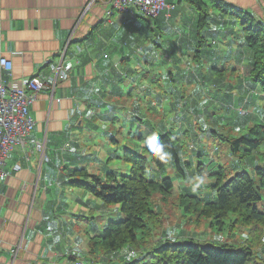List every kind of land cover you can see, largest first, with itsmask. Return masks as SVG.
Wrapping results in <instances>:
<instances>
[{"label":"crops","instance_id":"1","mask_svg":"<svg viewBox=\"0 0 264 264\" xmlns=\"http://www.w3.org/2000/svg\"><path fill=\"white\" fill-rule=\"evenodd\" d=\"M203 1L210 17L199 29V12L186 0H166L169 9L150 22L135 9L121 12L112 0H0V57L13 65L11 72L0 69V81L21 86L29 78L44 80L49 75L46 64H59L63 54L69 73L68 79L57 85L53 100L48 92L38 95L30 110L35 130L25 147L15 148L6 164L9 175L0 182V264H68L75 258L86 264L97 263L95 258L100 253L91 252L89 238L101 231L95 223L93 226V218L83 216L81 220L80 201L73 198V186L67 185L74 181H63L61 174L67 164L73 170L70 176L81 170L75 167L78 158L87 157L83 148L86 133L109 132L107 122L111 127L122 126L121 117L130 121V114L139 119L146 117L142 102L133 99V83L142 89L149 87L139 83L137 77L140 71L148 70L144 65L154 63L135 52L143 51L156 60L166 49L170 54L180 53L187 63L204 58L215 68L226 63L234 66L233 70L246 63L251 67L253 50L245 42L242 25L229 13L215 12L212 0ZM223 1L264 23V0ZM169 21L172 28L167 26ZM238 31L242 37L236 43L233 39ZM199 33L205 41L202 46L198 44ZM210 36L220 37V41L213 45V40L209 47ZM192 53H196L193 58ZM149 69L159 72L155 67ZM160 73L153 83L157 82L162 88L158 90L164 93L170 87ZM128 75L132 79L121 80ZM257 97L243 104L252 112L250 115L262 118L263 98ZM122 98L132 101L126 114L122 111L128 105ZM96 118L102 127L93 123ZM164 127L166 122L159 130L153 128L151 135L166 131ZM37 142L45 144V154L37 150ZM97 160L103 162L105 158ZM106 174L114 173L109 170ZM85 213L84 208L81 214ZM84 223L87 227L80 232ZM14 250H18L16 256ZM123 261L112 253L100 257L103 264H126Z\"/></svg>","mask_w":264,"mask_h":264},{"label":"rangeland","instance_id":"2","mask_svg":"<svg viewBox=\"0 0 264 264\" xmlns=\"http://www.w3.org/2000/svg\"><path fill=\"white\" fill-rule=\"evenodd\" d=\"M213 10L220 13L214 7ZM167 26L172 28V23L170 21L167 22ZM241 37L242 32L238 31L235 33L233 41L239 43ZM213 40L220 41V37H208L207 46L210 47ZM219 45L220 43L218 42L216 47H219ZM164 50L165 53L159 52V57L157 56L156 60L154 59L155 57L151 58L143 51L135 52V55L144 56L146 60L154 63V66L144 65L148 70L140 71L137 77L139 83L142 82V84H146L145 86L149 87L142 89L140 84L133 83L135 85V97L133 99L139 98L138 100L142 102L146 117L139 119L130 114L128 116L130 121L121 117L122 126L115 124L114 127H111L110 123L107 122V130L111 129L109 132L100 134L96 131H90L86 133L87 141L84 142L83 148L84 155L87 157L78 158L77 167H75V169H82L81 173L84 172L86 175L70 176L73 170L70 171L68 168L69 164H67L63 174H61L63 181L67 182L66 179H71L74 182L95 185L93 177L108 181L106 172L109 170L118 179L123 175H129L131 165L124 159L125 150L128 149L142 154L141 147L144 149L145 145L139 141L140 133L147 130L146 135L147 140H149L151 137L150 131L153 128L159 130V127L164 122L167 123V127H164L166 131L155 132V134L160 136L163 133H174L179 137L182 144V157L185 159L186 165L188 163L186 167L191 165L190 173L188 172L189 178H191L190 187L195 191V198L199 200H203L208 194L215 193L211 188V184L215 182L216 178L210 177V174L213 171H218L221 166H223L228 175L224 183L231 177L245 171L252 174L256 168H264V155L257 156L255 161L232 155L233 143L225 141L226 139L224 140L221 137L239 138L244 135L245 131L241 128L246 124L248 118L246 116H249L252 112L243 103H252V100H257L258 98L256 93L259 91L256 89L254 90L257 92L253 91L254 85L249 78L250 68L248 63L245 65L246 68L241 66L235 70H233L234 66L227 63L222 64V67L215 68L209 60L204 58L195 59V61L187 63L180 53L170 54L166 49ZM194 55L196 53H192L191 57L193 58ZM168 57H171L173 61ZM213 57L215 58L216 56L213 55ZM150 67L159 69L160 74L164 75L167 80L166 83L171 90H167L164 93L161 92L162 88L157 87V82L153 83L154 80L159 78V72L150 70ZM133 73L131 72V75ZM237 75L240 76L239 80H237ZM120 78L122 81L132 79L130 75ZM174 82L175 85L172 86ZM151 91H155L156 95ZM260 95L263 98L261 93ZM123 99L125 98L121 100ZM112 103L118 107L120 105L118 102ZM123 103L128 105V108L122 111V113L126 114L131 108L132 101L127 99L123 100ZM260 104L264 106V99ZM241 112L245 115H240ZM118 114L116 113V115ZM261 117L264 121V116L261 115ZM243 119H245V123L242 124L241 120ZM249 121L251 123L253 119ZM93 123H97V127H102L99 118H96ZM261 152L264 153V146ZM98 157L101 159L105 158V161H98ZM109 157L111 158L110 160ZM164 159L169 160L165 156ZM167 161L162 171V178H175L176 193H174L167 204L156 196L155 208L161 210V221L164 226L161 230H158L157 239L155 238L154 241L156 242L157 240L160 243L168 240L174 243L173 246H178L179 242L183 240L188 242L192 238L195 243L203 245L213 243L237 247L245 246L250 229L242 227L243 225L241 224H232L234 220L238 221L237 216L233 215L226 221V224L219 226V222L213 217L207 218L200 216L197 212L185 211L177 196L185 191L184 181L181 178H176L174 164ZM199 167L203 168L202 172L200 171L201 175L198 174L200 173L198 172ZM150 171H152L150 175L156 174L154 166L150 167ZM54 177L57 180L56 173ZM258 180L257 177L256 181L258 182ZM70 184L69 182L67 185L70 186ZM71 185L74 189L73 198L78 197L80 201L81 220H84L83 216L93 218L95 221L93 224L95 223L97 229L102 231L106 224L125 219V214L122 213L120 205L105 206L84 187L77 184ZM262 194L263 197L258 207L264 210V192ZM71 200L72 198H68L67 202H71ZM84 208L86 213L81 214ZM81 223L83 224V222ZM87 224L83 225V228L80 227V232L87 227ZM166 224L168 225L166 226ZM140 249H134L135 252H133L127 248L118 256L124 260L123 262L129 259L134 262L143 256V251L147 252L146 248ZM253 249L256 253L255 255L263 260L264 235L262 242L255 247L253 246ZM96 259L97 263L92 264H103V262H100V256H96Z\"/></svg>","mask_w":264,"mask_h":264},{"label":"trees","instance_id":"3","mask_svg":"<svg viewBox=\"0 0 264 264\" xmlns=\"http://www.w3.org/2000/svg\"><path fill=\"white\" fill-rule=\"evenodd\" d=\"M186 1L199 12L198 28L205 26L210 14L204 1ZM211 2L215 9L233 15L242 25L245 42L253 50L249 78L264 99V23L257 22L251 15L229 7L223 0H212ZM202 39L199 33V46L205 42ZM215 44L217 41L213 42V45ZM174 85L175 82L172 86ZM259 92L257 94L261 96ZM246 117H248L246 124L241 128L245 131L242 137H221L233 143L232 155L255 161L257 156L264 155L261 152L264 146V121L255 115L249 114ZM250 119L253 121L248 123ZM146 134L140 137L145 145L144 149L142 148V154L125 150L124 159L131 165L129 175H123L118 179L115 174H108V181L93 177L95 185L71 183L84 187L105 206L120 205L122 213L125 214V219L106 224L99 235L89 238L91 252L97 250L100 253L97 256L101 257L106 253L119 255L127 248L133 252H135L134 249H147L146 253L142 252L141 258L134 262L129 259L126 264H264V258L262 260L256 256L253 249V246L262 242L264 235V210L258 207L263 197L262 192H264V168L258 167L252 174L245 171L224 183L228 175L221 166L218 171L210 174V177L216 178L211 184L215 193L208 194L206 198L202 197L203 200H199L195 198V191L190 187L191 178L188 172L191 165L186 167L188 163L186 165L182 157V144L179 137L174 133L160 134L157 143L162 150L156 151L155 148L149 146ZM150 136H152L151 133ZM164 156L169 160H165ZM166 161L174 164L176 178L184 181L185 191L177 196L185 211L197 212L200 216L207 218L213 217L219 222V226L226 224V221L233 215L237 216L238 221L234 220L232 224H241L242 227L250 229L245 246L213 243L203 245L195 243L192 238L188 242H185L186 240L179 242L178 246H173L174 243L168 240L160 243L157 240L154 241L155 238L157 239L158 230L164 226L161 221V210L155 208L156 196L167 204L176 193L175 178H162ZM151 166L156 169L154 175H150ZM202 169L199 167L198 172H202ZM158 171L160 172L157 173ZM81 172L82 169L76 171L75 175H86ZM201 172L198 174L201 175Z\"/></svg>","mask_w":264,"mask_h":264},{"label":"built area","instance_id":"4","mask_svg":"<svg viewBox=\"0 0 264 264\" xmlns=\"http://www.w3.org/2000/svg\"><path fill=\"white\" fill-rule=\"evenodd\" d=\"M114 7L121 12L135 9L144 20L148 22L159 16L163 11L169 9L166 0H112ZM71 41V39H70ZM70 42L68 43L69 46ZM63 54L61 62L55 64L47 63L49 75L44 80L29 78L23 80L21 86H11L0 81V182L9 175L6 164L12 157L17 146H26L27 138L33 133L36 122L33 120L30 110L41 92H48L51 100L60 82L68 79L69 73L64 66ZM12 62L7 58L0 57V69L11 72ZM242 115H245L241 112ZM37 150L45 154L44 143L37 142ZM69 147V144L66 145ZM16 256L18 250L13 251ZM70 253L67 254L69 256ZM72 257V256H71ZM68 264H86L84 260L75 258Z\"/></svg>","mask_w":264,"mask_h":264},{"label":"clouds","instance_id":"5","mask_svg":"<svg viewBox=\"0 0 264 264\" xmlns=\"http://www.w3.org/2000/svg\"><path fill=\"white\" fill-rule=\"evenodd\" d=\"M158 136L154 133L148 140V144L150 147L155 148L156 151H161L162 147L158 146Z\"/></svg>","mask_w":264,"mask_h":264},{"label":"bare ground","instance_id":"6","mask_svg":"<svg viewBox=\"0 0 264 264\" xmlns=\"http://www.w3.org/2000/svg\"><path fill=\"white\" fill-rule=\"evenodd\" d=\"M0 247H1V243H0Z\"/></svg>","mask_w":264,"mask_h":264}]
</instances>
